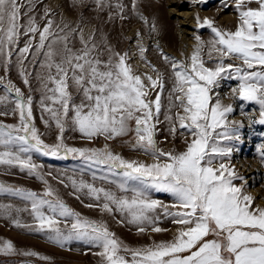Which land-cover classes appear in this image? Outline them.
<instances>
[{
	"label": "snow or ice",
	"instance_id": "obj_1",
	"mask_svg": "<svg viewBox=\"0 0 264 264\" xmlns=\"http://www.w3.org/2000/svg\"><path fill=\"white\" fill-rule=\"evenodd\" d=\"M196 2L205 4L207 0ZM35 3L28 0L22 13L23 0H0V59L7 74L15 54L19 77L29 93L32 73L26 63L42 70L35 73L41 93L39 107L47 115V119L41 118L46 127L54 125L58 134L55 143H45L35 125L33 96H25L20 87L0 76L5 93L0 95V105L5 109L12 105L10 111H0V116L17 118L13 124L0 122V165L18 168L45 185L44 191L37 193L0 184V193L18 195L31 204L33 222L15 218L13 225L43 235L62 250H71L68 246L73 242L96 248L99 251L93 254L100 258L99 264H264V207L254 206V197L244 191V184L235 183L244 177L231 166L233 144L241 141L243 124L229 121L233 106L214 98L220 95L214 90L221 87V81H237L231 95L258 105L259 118L251 123L264 125V0H233L237 12L234 31L196 16L198 28L206 26L212 36L204 41L195 35L194 49L185 61L160 50L173 78L164 121L169 136L175 139L179 131L183 137L182 151H165L156 139L165 83L145 58L142 34L136 33L139 57L155 75L137 74L129 63V52L115 50L106 39H97L95 32L86 36L82 27L56 24L48 8L41 26L29 15ZM83 3L73 0L74 5ZM94 3L98 11L114 7L120 19L127 18L121 0ZM137 4L138 0H132V11L149 26L150 34L157 32L156 24H150ZM22 16H27L26 23H21ZM112 16L110 12L109 19ZM22 37L26 39L20 46ZM205 55L207 61L214 62L210 66ZM69 129L89 142L131 135L125 143L148 156L151 163L125 159L107 143L102 148L69 147L64 143ZM259 151L264 162V145ZM33 152L56 159L81 158L90 167L105 169L117 178L109 183L121 195L68 177L76 199L83 194L94 201L85 204L86 208L118 213L121 219L117 223L134 226L138 234L168 231L159 226L158 209L180 227L170 241L141 247L125 244L106 222L86 218L70 208L41 173L43 166L33 161ZM58 182L64 183L63 179ZM149 190L167 193L173 202L152 199ZM10 207L0 206V210L10 216ZM0 255L51 260L36 251H20L9 240L0 241Z\"/></svg>",
	"mask_w": 264,
	"mask_h": 264
},
{
	"label": "rangeland",
	"instance_id": "obj_2",
	"mask_svg": "<svg viewBox=\"0 0 264 264\" xmlns=\"http://www.w3.org/2000/svg\"><path fill=\"white\" fill-rule=\"evenodd\" d=\"M115 2L116 0H112L113 4ZM121 2L126 6L124 15L127 18L123 20L115 14L116 10L114 7L98 11L94 0H84L83 4L76 5L73 4V0H36L34 11L30 12L29 15L35 16L37 22L42 26L45 22L42 16L44 17L45 8H48L52 13L51 18L55 20L56 24L62 26V24L67 23L71 27H82L86 36L90 32H95L97 39H106L108 44L115 50L129 52V63L133 68H136V71L138 66L146 69L144 72L137 71V74L155 75L139 57L136 33L140 32L142 34V43L147 48L145 58L160 71L165 83L162 97L164 108L160 116L162 122L158 126L159 132L156 139L159 146L165 151H182L184 149L183 137L179 135V131L175 139L169 136L167 132L168 125L164 121L163 112L167 109V96L171 89L173 78L169 65L165 63L160 55V50L172 59L185 61L190 57L195 46L194 44L189 53L184 57L185 41L188 36L192 37V42H195V35H200L204 41H208L212 36L211 30L206 26L198 28L195 20L196 16H199L201 20L204 18L213 20L214 25L222 30L234 31L237 26V12L233 0H207L205 4H199L196 0H178L181 10H193L191 14L194 15L193 19L196 26L192 28V35H187V37L183 32L185 26L178 27L179 20L183 17H177V15L168 16V0H138L137 8L139 12L149 20L150 24L152 22L156 24L157 32L151 34L149 32V26L144 25L132 11V0H121ZM23 3L25 7L21 9L22 13L26 10L28 0H23ZM110 12L113 14L112 19H109ZM225 16H228L229 22L223 20ZM26 18L27 16H22L21 23H26ZM162 20L163 22L166 20L165 24L161 22ZM172 34L173 36L175 35V38L172 37ZM25 39L24 37L21 38L20 46H23ZM168 40H174L175 44L171 45ZM157 43L159 44V50L157 49ZM76 46H79L78 41H76ZM166 48L173 50L177 55L165 51ZM205 60L209 66L214 63L213 61H207L206 55ZM230 62L232 61H225V63ZM236 63L239 62L237 61ZM26 66L28 67V71L32 73L30 77L32 85L31 93H29V88L22 83L19 77L15 54L13 56V63L7 74L4 73L2 59H0V76L5 77L6 80L10 79L17 87H20L25 93V96L29 94L33 96L35 125L40 133L43 134L42 139L44 142L53 144L56 142L57 130L54 125L51 127L45 126L41 117L43 116L44 119H47V115L43 114L39 107L41 93L38 90L39 82L35 79V73L42 70L39 68L34 69L28 66L27 63ZM237 83V81L231 79L221 81V87L214 90V92H218L220 95L214 98L220 99L224 105L231 104L233 106L234 111L228 115L229 121H236L243 124V128L240 130L241 141L234 142L233 144L235 150L231 156V166L234 167L239 176L244 177V181L236 180L235 183L237 185L244 184V191L254 197V206L259 205L264 207V162L261 160L259 151L260 147L264 145V125L251 123V121L259 118L258 105L245 103L231 95V89L236 87ZM4 94L3 86L0 85V95ZM151 95L154 98L155 92H152ZM11 107L12 105L9 104L8 108L5 109L0 105V111H10ZM242 113H247V115ZM0 122L13 124L17 123V118L11 114L7 117L0 116ZM130 139L131 135L111 141H105L103 137H99L89 142L83 139L78 132L71 131L70 129L64 133V143L69 147L102 148L107 143L114 153L120 154L125 159L151 163L148 156L143 155L137 150H133L125 143V141ZM32 158L35 163L43 166L40 169L41 173L44 174L45 179L56 189L59 196L70 208L81 213L86 218L106 222L110 231L114 232L120 240L131 247L147 246L154 241H170L176 234L172 229H178L180 227L172 223L170 217H164L161 214V210L158 209L156 214L160 216L159 226L168 231L153 233L149 230L147 233L138 234L134 226L128 225L127 223H117L121 219L118 213H114V215L102 214L99 209L86 208L84 206L85 204L94 203V201L83 194H78L80 195V199H76L75 195L72 194L73 189L68 177H73L77 180L83 179L88 183H93L96 187H104L116 192L117 195H121L115 185L109 183V181L117 178L111 176L105 169L90 167L81 158H73L71 155L67 159H56L33 152ZM49 173L51 175H48ZM93 175L96 176L95 180H93ZM57 178L63 179L64 183H59ZM0 184L35 191L37 193H42L45 188V185L41 181L37 180L34 176H29L27 172H21L18 168H7V166L3 165H0ZM65 184L68 187H65ZM148 194L152 199L162 201L164 204H171L173 202V198L167 193L149 190ZM127 195L130 196L131 193ZM5 205L11 206L9 209L10 216L0 210V241L9 240L20 251H36L41 255L50 257L51 260L41 261L34 257L21 255H0V264H18L24 260H31L35 264H99L100 258L93 254L99 251L96 248H92L83 243L73 242L68 246L71 250H62L48 243L41 234L29 233L25 229L16 228L12 223V219L19 218L24 223L33 222L32 216L30 215V201H26L12 193H0V206Z\"/></svg>",
	"mask_w": 264,
	"mask_h": 264
},
{
	"label": "bare ground",
	"instance_id": "obj_3",
	"mask_svg": "<svg viewBox=\"0 0 264 264\" xmlns=\"http://www.w3.org/2000/svg\"><path fill=\"white\" fill-rule=\"evenodd\" d=\"M55 3V2H54ZM168 8H167V13H168V16H171V15H177V17H179V16H181V17H183L182 19H180L179 20V22L180 23H178V27L179 26H185L184 27V33L186 34L185 36L187 37V35H192V33H193V31H192V28L193 27H195L196 25H195V21H194V15L193 14H191V13H193V10H191V11H188V10H181V7H180V4H179V2H178V0H168ZM193 9V8H192ZM162 11V10H161ZM149 15V14H148ZM163 16V15H162ZM204 16V15H203ZM43 17V16H42ZM72 17V16H71ZM64 18V17H63ZM155 19V18H154ZM26 20H27V18H26ZM223 20L224 21H227V22H229V19H228V16H225L224 18H223ZM161 22H163V20L161 21ZM165 22H166V20L163 22L164 24H165ZM233 22H235V21H233ZM168 23V22H167ZM166 26V25H165ZM169 26V25H168ZM234 26H236L235 24H234ZM167 27V26H166ZM134 33V32H133ZM131 35H132V33H131ZM165 35V34H164ZM184 36V37H185ZM172 37L173 38H175V35L173 36V34H172ZM165 40V39H164ZM192 37H190V36H188V38H186V47H185V50H184V57H185V55H187L188 53H189V51H190V49H191V47L195 44V42H192ZM169 41V40H168ZM169 43L171 44V45H174L175 44V42H174V40L173 41H169ZM150 46V45H149ZM182 46V45H181ZM164 47H167V46H164ZM165 51H168L169 53H171V54H173V55H177L176 53H174V51L173 50H170V49H168V48H166V50ZM136 57H137V55H136ZM138 59V58H137ZM141 63V62H140ZM137 65H139V64H137ZM134 69V71L135 72H137V71H140V72H144V71H146V69L145 68H143L142 66H138L137 67V71H136V68H133ZM160 72V71H159ZM176 230H177V228L175 229V228H173L172 229V231H174V232H176Z\"/></svg>",
	"mask_w": 264,
	"mask_h": 264
},
{
	"label": "water",
	"instance_id": "obj_4",
	"mask_svg": "<svg viewBox=\"0 0 264 264\" xmlns=\"http://www.w3.org/2000/svg\"><path fill=\"white\" fill-rule=\"evenodd\" d=\"M26 263H28V264H35V263L32 262L31 260H24L23 262H20V263H18V264H26Z\"/></svg>",
	"mask_w": 264,
	"mask_h": 264
},
{
	"label": "crops",
	"instance_id": "obj_5",
	"mask_svg": "<svg viewBox=\"0 0 264 264\" xmlns=\"http://www.w3.org/2000/svg\"><path fill=\"white\" fill-rule=\"evenodd\" d=\"M209 239H211V238L209 237Z\"/></svg>",
	"mask_w": 264,
	"mask_h": 264
}]
</instances>
